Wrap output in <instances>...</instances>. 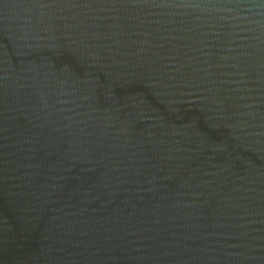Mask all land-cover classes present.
Returning a JSON list of instances; mask_svg holds the SVG:
<instances>
[{"label": "water", "instance_id": "1", "mask_svg": "<svg viewBox=\"0 0 264 264\" xmlns=\"http://www.w3.org/2000/svg\"><path fill=\"white\" fill-rule=\"evenodd\" d=\"M0 264H264V0H0Z\"/></svg>", "mask_w": 264, "mask_h": 264}]
</instances>
